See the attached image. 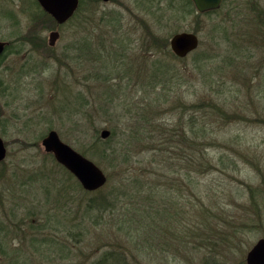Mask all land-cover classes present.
Segmentation results:
<instances>
[{"label": "rangeland", "instance_id": "rangeland-1", "mask_svg": "<svg viewBox=\"0 0 264 264\" xmlns=\"http://www.w3.org/2000/svg\"><path fill=\"white\" fill-rule=\"evenodd\" d=\"M166 2L83 0L56 27L35 0H0V40L25 44L0 72V264H95L110 249L131 264H246L264 237V0L181 22ZM175 31L199 39L182 59ZM51 130L102 187L83 190L44 151Z\"/></svg>", "mask_w": 264, "mask_h": 264}, {"label": "water", "instance_id": "water-1", "mask_svg": "<svg viewBox=\"0 0 264 264\" xmlns=\"http://www.w3.org/2000/svg\"><path fill=\"white\" fill-rule=\"evenodd\" d=\"M42 9L59 24L68 20L78 6V0H38ZM106 1V0H105ZM196 13H206L218 10L223 0H191ZM58 34H50V43L53 44ZM0 42V51L2 50ZM199 46V39L194 32H178L171 36L169 48L177 58H185ZM102 139L109 136L107 130L100 134ZM41 145L46 153L53 155L55 161L64 167L78 181L83 190L93 192L102 187L106 178L103 172L93 162L63 143L57 132L51 130L43 138ZM6 158V147L0 138V162ZM246 264H264V237L250 248L245 258Z\"/></svg>", "mask_w": 264, "mask_h": 264}, {"label": "trees", "instance_id": "trees-1", "mask_svg": "<svg viewBox=\"0 0 264 264\" xmlns=\"http://www.w3.org/2000/svg\"><path fill=\"white\" fill-rule=\"evenodd\" d=\"M83 8H84L83 0H80L78 11H80V9H83ZM166 11L169 12L168 19H167L168 21H179V22L184 20L186 16L189 14L199 17L201 15L210 14V13L215 12V11H212V12H208L205 14H197L191 0H167ZM175 33H177V31H175ZM118 39H120L119 41L121 44H124V39H125L124 37L123 38L118 37ZM189 120H190L188 121L190 122L189 129L191 132L195 133L196 124L195 122H193L192 118H190ZM174 135L178 136V133ZM117 143L121 145L119 141ZM119 149H120V146H119ZM116 151L117 150L115 149L112 152L116 153ZM99 203H101V201ZM95 264H131V263L129 262V259L126 257V255L124 256V253L118 250L110 249V250L104 251L101 254V256H99L98 261H96Z\"/></svg>", "mask_w": 264, "mask_h": 264}, {"label": "flooded vegetation", "instance_id": "flooded-vegetation-1", "mask_svg": "<svg viewBox=\"0 0 264 264\" xmlns=\"http://www.w3.org/2000/svg\"><path fill=\"white\" fill-rule=\"evenodd\" d=\"M103 1H105V0H103ZM107 1V0H106ZM35 2H36V4L38 5V7H39V13L38 14H40V15H42V16H50L49 14H47L43 9H42V7L40 6V3H39V1L38 0H35ZM79 3H80V0H78V6H77V9L75 10V12L73 13V15L68 19V20H66L64 23H62V24H59L57 21H55V19L53 18V17H51L52 18V21L55 23V25H56V27H61L62 25H64V24H66L67 22H69L70 20H72L73 18H74V16H75V14L77 13V11H78V8H79ZM6 14H7V17H10L11 19L12 18H14V16H13V14L11 13V12H5ZM84 22L85 23H87L88 22V17L87 16H85L84 17ZM57 33L58 34V37H57V39L59 38V32H58V30H52L50 33H49V42H48V46L46 47L47 49L48 48H52V47H54L55 46V42L53 43V44H51L50 43V34L51 33ZM28 34H25V37L24 36H22V38H23V42L24 43H27V40H25L24 38H27L28 36H27ZM56 41V40H55ZM0 42H2L3 44H2V50L0 51V72H1V70H5V69H11V71H12V68H10V64H9V62L12 60L11 58H9V57H11V56H19L22 52H23V50H22V47L25 45V44H13L12 43V41H2V40H0ZM20 43H22V42H20ZM29 43V42H28ZM31 43L32 44H29L30 45V49H32V50H34V48H38V47H41V48H44V44H33V42L31 41ZM85 44H87V43H85ZM18 70H20V69H18ZM21 71V70H20ZM1 79H0V91H1Z\"/></svg>", "mask_w": 264, "mask_h": 264}]
</instances>
